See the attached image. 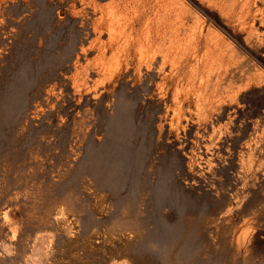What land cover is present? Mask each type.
I'll list each match as a JSON object with an SVG mask.
<instances>
[{
	"label": "rangeland",
	"instance_id": "rangeland-1",
	"mask_svg": "<svg viewBox=\"0 0 264 264\" xmlns=\"http://www.w3.org/2000/svg\"><path fill=\"white\" fill-rule=\"evenodd\" d=\"M0 264H264V0H0Z\"/></svg>",
	"mask_w": 264,
	"mask_h": 264
},
{
	"label": "water",
	"instance_id": "water-1",
	"mask_svg": "<svg viewBox=\"0 0 264 264\" xmlns=\"http://www.w3.org/2000/svg\"><path fill=\"white\" fill-rule=\"evenodd\" d=\"M27 64H23V66L20 68L18 73H15L14 76L7 82V87L5 92L3 93V102L1 105L5 108V117L7 119V122H9V125L12 126L16 122V120L19 118V116L23 113V111L26 109L27 106V93L28 89L30 87V84L35 81V76L28 77V75L25 73L27 70ZM126 90V89H125ZM126 92H128L126 90ZM119 89L116 93V99L118 98ZM135 94L134 98L132 99L128 111H123L117 108V102L114 104V114L116 115V119L109 120V126L111 128L113 127V131L108 133V136L113 137L112 142L110 143V147L107 150H102L105 153V158L102 159L103 162H106L109 164L110 162H114L111 168V173L113 175V180H119L123 174L125 169V164L127 163L129 159V150L131 144H133V140L136 137L137 130L141 129L142 126H137V123L135 121V112H136V106L138 104L139 99L142 97V93L138 90H135L133 92H128ZM128 113V119L125 120L123 115ZM130 125V127L133 128L131 137L128 141H121L118 137L121 129L125 125ZM147 145H149V142H147ZM145 152H143L142 156H139L136 161L139 165L142 166L143 162H145ZM111 154V157H108V155ZM162 228L158 227L156 230H154L150 236V240L157 243L159 246L158 248L162 247L164 244H170L173 239L171 234L163 236L161 235ZM157 248V249H158Z\"/></svg>",
	"mask_w": 264,
	"mask_h": 264
},
{
	"label": "bare ground",
	"instance_id": "bare-ground-1",
	"mask_svg": "<svg viewBox=\"0 0 264 264\" xmlns=\"http://www.w3.org/2000/svg\"><path fill=\"white\" fill-rule=\"evenodd\" d=\"M160 33V32H159ZM139 34H141V32L139 33ZM159 35V34H158ZM141 36V35H140ZM152 36H154V35H152ZM160 37V36H159ZM141 38V37H140ZM155 38V37H154ZM157 38V37H156ZM137 39V38H136ZM140 40H142V39H140ZM153 40V39H152ZM156 40V39H155ZM136 41V40H135ZM143 41V40H142ZM140 42V41H139ZM138 42V43H139ZM134 43H136V42H134ZM144 44H145V42H144ZM153 45V44H152ZM146 46V45H145ZM183 62V61H182ZM184 64V63H183Z\"/></svg>",
	"mask_w": 264,
	"mask_h": 264
},
{
	"label": "flooded vegetation",
	"instance_id": "flooded-vegetation-1",
	"mask_svg": "<svg viewBox=\"0 0 264 264\" xmlns=\"http://www.w3.org/2000/svg\"><path fill=\"white\" fill-rule=\"evenodd\" d=\"M106 135L108 136V132H107V131H106L105 137H106ZM105 137H104V138H105Z\"/></svg>",
	"mask_w": 264,
	"mask_h": 264
}]
</instances>
